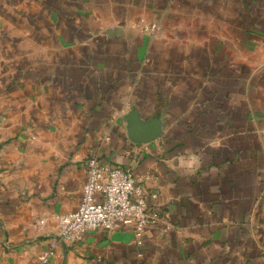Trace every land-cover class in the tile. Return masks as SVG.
<instances>
[{"label": "crops", "instance_id": "obj_1", "mask_svg": "<svg viewBox=\"0 0 264 264\" xmlns=\"http://www.w3.org/2000/svg\"><path fill=\"white\" fill-rule=\"evenodd\" d=\"M94 155L160 210L141 245L60 242ZM0 264H264V0H0Z\"/></svg>", "mask_w": 264, "mask_h": 264}, {"label": "built area", "instance_id": "obj_2", "mask_svg": "<svg viewBox=\"0 0 264 264\" xmlns=\"http://www.w3.org/2000/svg\"><path fill=\"white\" fill-rule=\"evenodd\" d=\"M143 30L155 36L161 28L152 23L144 25ZM86 175L78 210L55 216L60 242L76 243L89 231L113 233L122 227H132L136 243L141 245L146 230L158 224L161 216L160 210L149 205V197L137 186L133 172L109 166L94 155L87 160ZM49 256H55V251L44 254L39 260L48 263Z\"/></svg>", "mask_w": 264, "mask_h": 264}, {"label": "water", "instance_id": "obj_3", "mask_svg": "<svg viewBox=\"0 0 264 264\" xmlns=\"http://www.w3.org/2000/svg\"><path fill=\"white\" fill-rule=\"evenodd\" d=\"M126 120L129 124L128 137L135 143H150L163 134V123L160 118L143 122L138 112L133 111L127 116Z\"/></svg>", "mask_w": 264, "mask_h": 264}]
</instances>
